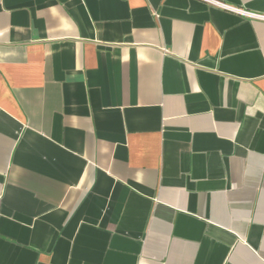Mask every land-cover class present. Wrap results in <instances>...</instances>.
<instances>
[{"label": "crops", "instance_id": "0c3cea01", "mask_svg": "<svg viewBox=\"0 0 264 264\" xmlns=\"http://www.w3.org/2000/svg\"><path fill=\"white\" fill-rule=\"evenodd\" d=\"M0 264H264V20L0 0Z\"/></svg>", "mask_w": 264, "mask_h": 264}, {"label": "built area", "instance_id": "2783aa9c", "mask_svg": "<svg viewBox=\"0 0 264 264\" xmlns=\"http://www.w3.org/2000/svg\"><path fill=\"white\" fill-rule=\"evenodd\" d=\"M204 1H206L208 3L215 4V5L221 7L223 9H225V10L227 9V10H230V11L239 12L241 14H245V15L250 16V17L260 18V19L264 20V15L263 14H254V13L248 12V11L243 10V9L242 10L241 9H237L235 7H232V6L228 5V4H224V3H222V2H220L218 0H204Z\"/></svg>", "mask_w": 264, "mask_h": 264}]
</instances>
